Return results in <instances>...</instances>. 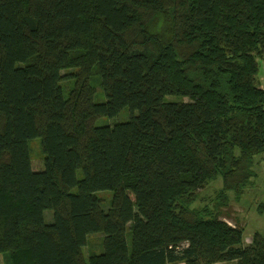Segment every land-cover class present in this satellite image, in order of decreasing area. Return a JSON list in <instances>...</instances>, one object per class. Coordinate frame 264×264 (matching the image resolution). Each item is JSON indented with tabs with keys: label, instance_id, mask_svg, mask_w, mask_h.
<instances>
[{
	"label": "trees",
	"instance_id": "trees-1",
	"mask_svg": "<svg viewBox=\"0 0 264 264\" xmlns=\"http://www.w3.org/2000/svg\"><path fill=\"white\" fill-rule=\"evenodd\" d=\"M260 59L264 0H0V253L9 264H264L263 233L245 245L244 226L195 205L212 180L223 206L256 177ZM126 108L127 121L97 124ZM95 233L104 249L87 259Z\"/></svg>",
	"mask_w": 264,
	"mask_h": 264
},
{
	"label": "rangeland",
	"instance_id": "rangeland-1",
	"mask_svg": "<svg viewBox=\"0 0 264 264\" xmlns=\"http://www.w3.org/2000/svg\"><path fill=\"white\" fill-rule=\"evenodd\" d=\"M260 81L264 86V60H260ZM72 70H66L63 73L69 74ZM93 85L95 87V101L104 102L106 95L102 86V80L99 75L93 78ZM63 88L68 93L74 86V81L67 78L62 83ZM185 101L188 98H183ZM167 100H181L177 96H168ZM131 117V110L129 108L124 109L115 117H102L98 120V125L110 124L113 125L117 122L127 121ZM30 151L33 158L36 170L44 168V153L40 144V139L35 138L30 141ZM42 164V168L40 167ZM257 172L256 177L252 179V183L247 187V191L242 197H236L233 192L229 194L228 203L220 206L218 201L219 194L222 190V179L212 180L205 189L201 190L195 203L198 207H208L214 212H218L220 209L223 211L224 219L229 221L233 225L244 226V244L247 245L252 241V237L256 231L264 234V154L256 157V163L254 167ZM102 199V205L105 210H108L111 206L113 193L110 190L100 191L97 193ZM262 210V213H261ZM220 212V211H219ZM47 222L53 221V212L46 211ZM130 240V235H128ZM103 233L91 234L88 237L86 246L83 247V253L87 259L93 254H99L103 251ZM9 253H0V264H9ZM233 262H221L216 264H232ZM185 264V263H178Z\"/></svg>",
	"mask_w": 264,
	"mask_h": 264
},
{
	"label": "crops",
	"instance_id": "crops-1",
	"mask_svg": "<svg viewBox=\"0 0 264 264\" xmlns=\"http://www.w3.org/2000/svg\"><path fill=\"white\" fill-rule=\"evenodd\" d=\"M260 60H261V59H260ZM260 60H259V63H260ZM263 60H264V59H263ZM260 70H261V63H260ZM260 70H259V80H260V75H261V74H260V73H261ZM260 82L262 83V81H260ZM261 86H262V85H261ZM262 88H264V86H262Z\"/></svg>",
	"mask_w": 264,
	"mask_h": 264
}]
</instances>
